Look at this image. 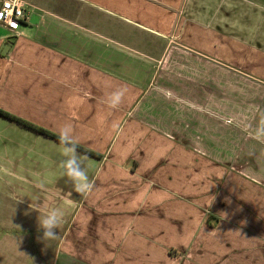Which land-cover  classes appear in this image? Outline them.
<instances>
[{
  "label": "crops",
  "instance_id": "obj_1",
  "mask_svg": "<svg viewBox=\"0 0 264 264\" xmlns=\"http://www.w3.org/2000/svg\"><path fill=\"white\" fill-rule=\"evenodd\" d=\"M19 1L0 264H264V0Z\"/></svg>",
  "mask_w": 264,
  "mask_h": 264
},
{
  "label": "clouds",
  "instance_id": "obj_2",
  "mask_svg": "<svg viewBox=\"0 0 264 264\" xmlns=\"http://www.w3.org/2000/svg\"><path fill=\"white\" fill-rule=\"evenodd\" d=\"M62 138L70 139L67 129L62 131ZM65 174L73 180L78 191L84 190L86 187V173L80 168L74 156H69L66 161L63 162ZM58 219L56 213H52L39 221V226L43 230V239L54 238L55 233L53 229L57 226Z\"/></svg>",
  "mask_w": 264,
  "mask_h": 264
},
{
  "label": "built area",
  "instance_id": "obj_3",
  "mask_svg": "<svg viewBox=\"0 0 264 264\" xmlns=\"http://www.w3.org/2000/svg\"><path fill=\"white\" fill-rule=\"evenodd\" d=\"M25 18L24 4L19 0H6L0 8V22L13 28Z\"/></svg>",
  "mask_w": 264,
  "mask_h": 264
},
{
  "label": "trees",
  "instance_id": "obj_4",
  "mask_svg": "<svg viewBox=\"0 0 264 264\" xmlns=\"http://www.w3.org/2000/svg\"><path fill=\"white\" fill-rule=\"evenodd\" d=\"M0 115L3 116V117H5V118H7V119H10V120H12V121H14V122H17V123H20V124L26 125V126H28V127H32V126H30L29 124H26L25 122L21 121V120L18 119V118H15V117L10 116L9 114L3 112L2 110H0ZM37 131H39V132H41V133H43V134H45V135H48V136H50V137H52V138L58 140V137H56V136H54V135H52V134H50V133H48V132H46V131L38 130V129H37ZM74 147L77 148V149H79V150H81V151H84V152H86V153L92 155V152H90V151H87V150H85V149H83V148H81V147L75 146V145H74Z\"/></svg>",
  "mask_w": 264,
  "mask_h": 264
},
{
  "label": "rangeland",
  "instance_id": "obj_5",
  "mask_svg": "<svg viewBox=\"0 0 264 264\" xmlns=\"http://www.w3.org/2000/svg\"><path fill=\"white\" fill-rule=\"evenodd\" d=\"M173 255L175 256V253L174 252H173ZM174 262H175L174 260L173 261L172 260H169L167 264H174Z\"/></svg>",
  "mask_w": 264,
  "mask_h": 264
}]
</instances>
